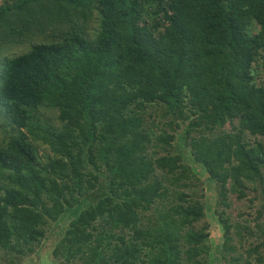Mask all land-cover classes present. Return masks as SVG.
I'll use <instances>...</instances> for the list:
<instances>
[{
	"label": "trees",
	"instance_id": "obj_1",
	"mask_svg": "<svg viewBox=\"0 0 264 264\" xmlns=\"http://www.w3.org/2000/svg\"><path fill=\"white\" fill-rule=\"evenodd\" d=\"M51 233L52 264H264V0L0 6V264Z\"/></svg>",
	"mask_w": 264,
	"mask_h": 264
},
{
	"label": "rangeland",
	"instance_id": "obj_2",
	"mask_svg": "<svg viewBox=\"0 0 264 264\" xmlns=\"http://www.w3.org/2000/svg\"><path fill=\"white\" fill-rule=\"evenodd\" d=\"M14 3V0H0V6H5V5H12ZM38 153L43 155L44 151L43 148L40 146L37 149ZM69 221V218L67 222ZM58 227H55V232H57ZM214 233H217L214 230ZM57 233L56 234H50L48 238L44 240V243L39 247L38 252H33L32 254L28 255L25 257L24 261L22 264H52L50 263L49 259L47 258L48 256L50 257L51 255V250L53 247V243L57 239ZM219 235V234H218ZM214 239H218L217 236L213 235Z\"/></svg>",
	"mask_w": 264,
	"mask_h": 264
}]
</instances>
